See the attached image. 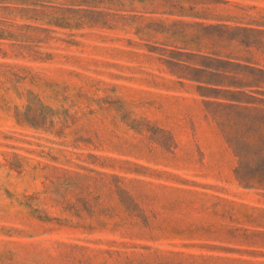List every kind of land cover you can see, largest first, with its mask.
Listing matches in <instances>:
<instances>
[{
	"label": "rangeland",
	"instance_id": "1",
	"mask_svg": "<svg viewBox=\"0 0 264 264\" xmlns=\"http://www.w3.org/2000/svg\"><path fill=\"white\" fill-rule=\"evenodd\" d=\"M0 264H264V0H0Z\"/></svg>",
	"mask_w": 264,
	"mask_h": 264
}]
</instances>
